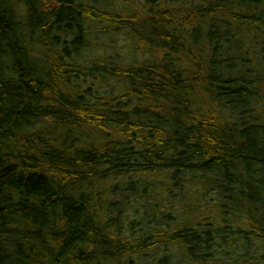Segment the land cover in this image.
Returning <instances> with one entry per match:
<instances>
[{"label": "trees", "instance_id": "trees-1", "mask_svg": "<svg viewBox=\"0 0 264 264\" xmlns=\"http://www.w3.org/2000/svg\"><path fill=\"white\" fill-rule=\"evenodd\" d=\"M94 1L0 0V264H264V0Z\"/></svg>", "mask_w": 264, "mask_h": 264}, {"label": "rangeland", "instance_id": "rangeland-1", "mask_svg": "<svg viewBox=\"0 0 264 264\" xmlns=\"http://www.w3.org/2000/svg\"><path fill=\"white\" fill-rule=\"evenodd\" d=\"M117 4H123L126 3L128 0H113ZM104 2L102 0H95L93 2V5L97 8L102 9L101 7ZM126 4H130L129 2ZM125 12H129V9H124ZM131 17H134L135 15H130ZM129 21H133L129 18ZM104 26H94L90 30L92 34L88 38L89 41V48L84 56V59H82V64L88 60L90 56H101L105 58H117V60H120L123 62L128 57L129 47L130 43L128 40L121 36V33L111 34L108 30L103 29ZM138 58V56H137ZM101 59L99 60V63H102ZM254 246V245H252ZM152 260L145 261L144 264H151Z\"/></svg>", "mask_w": 264, "mask_h": 264}]
</instances>
